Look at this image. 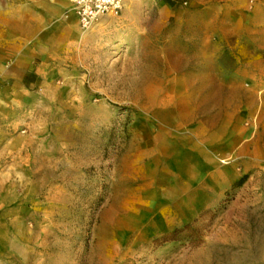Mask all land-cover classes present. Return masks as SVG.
<instances>
[{"label": "rangeland", "instance_id": "1", "mask_svg": "<svg viewBox=\"0 0 264 264\" xmlns=\"http://www.w3.org/2000/svg\"><path fill=\"white\" fill-rule=\"evenodd\" d=\"M0 0V264H264V0Z\"/></svg>", "mask_w": 264, "mask_h": 264}, {"label": "built area", "instance_id": "2", "mask_svg": "<svg viewBox=\"0 0 264 264\" xmlns=\"http://www.w3.org/2000/svg\"><path fill=\"white\" fill-rule=\"evenodd\" d=\"M71 13L83 29H88L100 18L118 15L122 10L123 0H68Z\"/></svg>", "mask_w": 264, "mask_h": 264}, {"label": "crops", "instance_id": "3", "mask_svg": "<svg viewBox=\"0 0 264 264\" xmlns=\"http://www.w3.org/2000/svg\"><path fill=\"white\" fill-rule=\"evenodd\" d=\"M53 1L54 0H48V9H53V10H55V8L56 7H53ZM64 1V5L66 6V8H67V5H69V9L71 8V5H70V3H69V1L68 0H63ZM74 18H75V16H74ZM109 17H105V18H102L101 19V21H105V20H107ZM76 19V18H75ZM77 20V19H76Z\"/></svg>", "mask_w": 264, "mask_h": 264}, {"label": "bare ground", "instance_id": "4", "mask_svg": "<svg viewBox=\"0 0 264 264\" xmlns=\"http://www.w3.org/2000/svg\"><path fill=\"white\" fill-rule=\"evenodd\" d=\"M106 17H110V16H106ZM102 18H105V17H102ZM102 18H100V19H102ZM91 27H93V25ZM91 27H90V29H91Z\"/></svg>", "mask_w": 264, "mask_h": 264}]
</instances>
